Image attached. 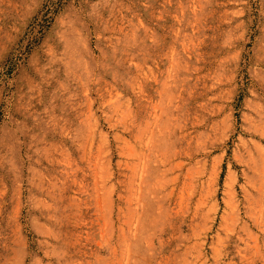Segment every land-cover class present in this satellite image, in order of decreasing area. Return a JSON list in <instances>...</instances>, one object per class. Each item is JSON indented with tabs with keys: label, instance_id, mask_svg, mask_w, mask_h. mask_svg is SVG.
I'll list each match as a JSON object with an SVG mask.
<instances>
[{
	"label": "rangeland",
	"instance_id": "rangeland-1",
	"mask_svg": "<svg viewBox=\"0 0 264 264\" xmlns=\"http://www.w3.org/2000/svg\"><path fill=\"white\" fill-rule=\"evenodd\" d=\"M0 264H264V0H0Z\"/></svg>",
	"mask_w": 264,
	"mask_h": 264
},
{
	"label": "trees",
	"instance_id": "trees-1",
	"mask_svg": "<svg viewBox=\"0 0 264 264\" xmlns=\"http://www.w3.org/2000/svg\"><path fill=\"white\" fill-rule=\"evenodd\" d=\"M60 4H62L60 1H58L57 3H49L48 11H52L53 13H56L59 7L61 6ZM44 22L47 23V21Z\"/></svg>",
	"mask_w": 264,
	"mask_h": 264
}]
</instances>
